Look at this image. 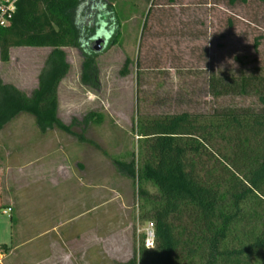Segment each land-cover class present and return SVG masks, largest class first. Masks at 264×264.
<instances>
[{"label": "rangeland", "instance_id": "obj_1", "mask_svg": "<svg viewBox=\"0 0 264 264\" xmlns=\"http://www.w3.org/2000/svg\"><path fill=\"white\" fill-rule=\"evenodd\" d=\"M102 1L122 24L92 49L99 90L82 83L81 53L65 48L70 71L58 89V115L73 123L70 133H42L27 114L0 131V245L9 246L0 249V264L131 260L149 223L139 220L137 179L121 175L118 164L138 152L139 113L179 109L181 97L193 107L209 103L210 66L238 71V58L246 68L264 64V0L235 8L223 0H156L145 28L152 4ZM50 52L11 48L5 60L0 48V80L30 96ZM137 61L146 69L141 86Z\"/></svg>", "mask_w": 264, "mask_h": 264}, {"label": "trees", "instance_id": "obj_2", "mask_svg": "<svg viewBox=\"0 0 264 264\" xmlns=\"http://www.w3.org/2000/svg\"><path fill=\"white\" fill-rule=\"evenodd\" d=\"M143 1L152 4L145 28L156 0ZM223 1L231 8L249 2ZM121 24L102 0H20L11 24L0 29L3 58L11 48L51 52L30 96L0 80V131L27 114L42 133H70L73 123L58 115V89L70 71L65 48L81 53L82 83L99 90L92 44ZM237 60L238 71L205 70L209 103L193 107L181 97L179 109L139 113L138 152L118 166L138 181L139 220L153 225L155 248H146L143 237L122 264H264V64L246 68L248 62ZM137 66L141 86L146 69ZM0 249L7 253L9 246Z\"/></svg>", "mask_w": 264, "mask_h": 264}, {"label": "built area", "instance_id": "obj_3", "mask_svg": "<svg viewBox=\"0 0 264 264\" xmlns=\"http://www.w3.org/2000/svg\"><path fill=\"white\" fill-rule=\"evenodd\" d=\"M20 0H0V29L6 28L11 24L17 11ZM9 211L11 209H8ZM5 213H7L5 211ZM145 246L148 249L155 248V232L152 224H149L144 230Z\"/></svg>", "mask_w": 264, "mask_h": 264}, {"label": "water", "instance_id": "obj_4", "mask_svg": "<svg viewBox=\"0 0 264 264\" xmlns=\"http://www.w3.org/2000/svg\"><path fill=\"white\" fill-rule=\"evenodd\" d=\"M105 43V40L103 38H98L93 44H92V47L93 49L97 50L98 47L101 45V44H104ZM135 146V144H134Z\"/></svg>", "mask_w": 264, "mask_h": 264}]
</instances>
